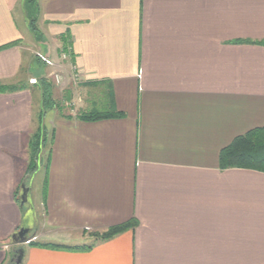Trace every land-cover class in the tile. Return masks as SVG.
I'll list each match as a JSON object with an SVG mask.
<instances>
[{
    "label": "crops",
    "instance_id": "1",
    "mask_svg": "<svg viewBox=\"0 0 264 264\" xmlns=\"http://www.w3.org/2000/svg\"><path fill=\"white\" fill-rule=\"evenodd\" d=\"M32 4L36 31L26 0H0V87L15 88L0 90V264L20 249V264H264V173L219 167L223 148L264 127V0ZM54 73L65 97L41 114ZM90 112L120 116L78 117ZM22 180L32 241L12 246Z\"/></svg>",
    "mask_w": 264,
    "mask_h": 264
},
{
    "label": "trees",
    "instance_id": "2",
    "mask_svg": "<svg viewBox=\"0 0 264 264\" xmlns=\"http://www.w3.org/2000/svg\"><path fill=\"white\" fill-rule=\"evenodd\" d=\"M33 0H26V5L32 4ZM32 31H35L33 24L31 23ZM259 45L264 48V40L259 42ZM40 83L43 90V100L41 114L45 111L52 109L55 104L51 98L49 92L46 91L50 87V84L44 80ZM14 87H0V90H14ZM40 114V115H41ZM119 113H99L90 112L82 113L78 117L82 121H98L109 117H118ZM48 141L46 134L39 127L37 132L32 135L29 142V160L27 166V175L31 176L35 172L41 161V153L47 146ZM219 167L221 169L241 168L250 169L264 173V127L256 128L248 131L247 133L236 137L231 144L223 148L219 154ZM131 223L122 224L102 234L94 235V244L102 241L109 240L118 234H121L131 228ZM81 247V250H89L93 245ZM51 248L57 249L60 247L52 246ZM61 249H71L67 247H61ZM17 256V255H16Z\"/></svg>",
    "mask_w": 264,
    "mask_h": 264
},
{
    "label": "water",
    "instance_id": "3",
    "mask_svg": "<svg viewBox=\"0 0 264 264\" xmlns=\"http://www.w3.org/2000/svg\"><path fill=\"white\" fill-rule=\"evenodd\" d=\"M18 200L20 207H24L25 211L23 214V219L20 228L10 237V245L12 246L25 245L32 237L29 236V234L31 231L30 223L32 222L31 213L33 207L29 194V188L27 187V182L25 180H23L20 185ZM22 256H23V249H20L18 250V255L16 256L15 261L12 260L11 264H20Z\"/></svg>",
    "mask_w": 264,
    "mask_h": 264
},
{
    "label": "rangeland",
    "instance_id": "4",
    "mask_svg": "<svg viewBox=\"0 0 264 264\" xmlns=\"http://www.w3.org/2000/svg\"><path fill=\"white\" fill-rule=\"evenodd\" d=\"M27 10H28V17H29V20L31 21V23L33 24V27H34V29H35V31L36 30H38L37 29V20H36V17L34 16L35 14V9H34V5L33 4H30V5H27ZM32 42H34L33 40H32ZM34 57H36V56H34ZM57 57V56H56ZM59 55H58V59H57V61H54L55 63H57V64H59V65H62L63 63H62V59L60 58V60L61 61H59ZM66 60H67V58H66ZM67 81L68 80H66V79H64V83L65 84H67ZM27 84H29V82L27 83ZM64 84V85H65ZM51 85L52 86H50L49 88H47L46 89V91H48L49 93L48 94H50L51 95V98H52V100L54 101H60L59 100V98L60 97H63L64 96V93H65V87H64V85H59V84H57L54 80H51ZM65 97V96H64ZM56 109V108H55ZM49 111V110H48ZM29 142H30V140H29ZM29 142H28V152H27V160H26V163H27V166H28V160H29ZM44 163H45V159H44V157L42 158V160L40 161V165H38V167L36 168V170H35V172H33V174L31 175V177H32V180L34 181V183L37 181H39L40 179H41V177H42V175H43V171H44ZM28 176V175H27ZM26 177V176H25ZM23 181V180H22ZM28 183L30 184V182H29V179H28ZM21 185V184H20ZM18 197H19V193H18ZM17 197V198H18ZM12 254H14V255H17V254H15V253H12ZM15 259H16V256H14V259H13V261H15Z\"/></svg>",
    "mask_w": 264,
    "mask_h": 264
},
{
    "label": "built area",
    "instance_id": "5",
    "mask_svg": "<svg viewBox=\"0 0 264 264\" xmlns=\"http://www.w3.org/2000/svg\"><path fill=\"white\" fill-rule=\"evenodd\" d=\"M67 54L65 53V54H62L61 55V59H62V61H65L66 60V58H67ZM76 71V70H75ZM77 78H78V76L77 75H75ZM53 78H54V81L57 83V84H60V83H62L63 82V78H62V76L59 74V73H54L53 74ZM76 78V79H77ZM73 81H75V79H73ZM30 83L33 85V84H36V81L35 80H31L30 81ZM32 241V238L26 243V244H28V243H30ZM25 244V245H26Z\"/></svg>",
    "mask_w": 264,
    "mask_h": 264
}]
</instances>
